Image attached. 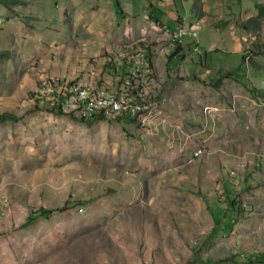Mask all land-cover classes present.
Instances as JSON below:
<instances>
[{"label":"rangeland","instance_id":"1","mask_svg":"<svg viewBox=\"0 0 264 264\" xmlns=\"http://www.w3.org/2000/svg\"><path fill=\"white\" fill-rule=\"evenodd\" d=\"M177 24L196 30L200 49L186 34L172 54L162 28ZM137 51L153 53L160 105L154 76L152 106L131 116L53 112L34 93L50 74L105 86L108 57ZM5 112L0 264H247L262 251L228 237L264 210V0L0 3ZM226 188L241 209L214 237L208 204L224 208Z\"/></svg>","mask_w":264,"mask_h":264},{"label":"bare ground","instance_id":"2","mask_svg":"<svg viewBox=\"0 0 264 264\" xmlns=\"http://www.w3.org/2000/svg\"><path fill=\"white\" fill-rule=\"evenodd\" d=\"M184 35L186 34H179V40ZM167 37L171 45L176 42L173 36ZM193 50L198 49L193 48ZM146 57L148 54L143 51L133 52L129 56L113 53L109 57V61L112 67L111 75L115 80L104 79L103 83L106 85L99 86L97 89L81 79L66 80L50 74L36 84L34 93L37 97L48 98L53 105L59 103L61 106H65V110L69 108L72 111H77L80 118H91L98 116L97 114L112 112L131 116L134 112L149 108L154 101L152 94L147 89V84L154 76V71L151 59L146 61ZM129 61L135 62L134 66L126 65ZM77 86L80 88V92H86V96L77 91ZM90 103H94L92 109ZM193 153L198 155L199 150Z\"/></svg>","mask_w":264,"mask_h":264},{"label":"crops","instance_id":"3","mask_svg":"<svg viewBox=\"0 0 264 264\" xmlns=\"http://www.w3.org/2000/svg\"><path fill=\"white\" fill-rule=\"evenodd\" d=\"M179 42H180V40H179ZM181 46L183 47L182 43H181ZM190 51L192 52V50H190ZM197 60L200 61V55L199 54L197 55ZM151 61H153L152 57H151ZM110 68L112 69L111 65L108 66V71H106L107 74H111V69ZM155 71L156 70H155V67H154L153 92H154L155 96H157V98L159 99V105H160V89L158 87L159 84H158V82L156 80ZM95 74H96V72H95ZM86 78H88V77H86ZM154 90H157V92H155ZM51 105H53L52 102H51ZM54 105L57 107V109L60 110L58 105H56V104H54ZM159 105H158V107H159ZM47 106L49 108L51 107V109L57 110L54 107L50 106L48 103H47ZM59 110H57V111H59ZM143 118H145V116H143ZM134 120H138V119H134ZM138 122H140V121L138 120ZM238 170H240V168ZM241 170H243V172H244L243 168H241ZM235 171H236L235 168H231L230 167L228 169L229 174L232 173L233 177L236 176ZM243 172H242V174L240 172L238 173V175L241 178V180H243L244 177H245V174ZM261 172H262V174L264 173L263 170ZM232 181L233 180L231 179V182ZM210 206H212L216 210L214 216H213V214L211 212L213 224H212V227L210 229V233L214 237L215 236L217 237V234L224 233V232H221V231H224V230L229 228L228 224L221 223L222 219H224L225 217L230 218L235 213H230V214L227 213V215L222 216L221 213H222V211L224 210L225 207L220 209V208L216 207L214 204H210ZM258 217L260 219H256ZM215 222H217V225H215ZM260 229H263V231H264V210H262V211L253 210V211L250 212V220L243 221V222H236V224L233 226V230L230 232V235L228 237V241L230 242V245L231 244L235 245L236 241H238V243L240 241V244L237 246L239 251H241V249H243V247L246 246V245H248L250 247L251 246H258V248H260L262 250L260 252L257 251V252L246 253L245 256H247V255H259L257 259H252L251 262L246 261V258H244L243 260L246 261L245 263H247V264H264V237H262V231L259 232ZM227 232H229V230H227ZM243 242H246L247 244L243 245ZM180 247H182V246H180ZM233 247H235V246H233ZM237 248L234 249L236 252H237ZM215 251H216L217 254H220L218 252L217 248H216ZM236 252H234V253H236ZM235 257H237V256H235ZM235 259H236V261L239 260V258H235ZM206 261H209V260L207 259ZM216 262L218 264H222L223 262L225 263V259H216ZM228 262H229V260H227V263H225V264H228ZM241 262H242V260H241Z\"/></svg>","mask_w":264,"mask_h":264},{"label":"trees","instance_id":"4","mask_svg":"<svg viewBox=\"0 0 264 264\" xmlns=\"http://www.w3.org/2000/svg\"><path fill=\"white\" fill-rule=\"evenodd\" d=\"M21 1L22 0H0V3L4 4L6 6H10L12 4L20 3ZM113 2H114V6L116 8H118L119 7V0H113ZM187 47H188V45H187ZM182 50H183V47L181 46V42H177L176 45L172 48L171 52H172V54L174 53L175 55H177V54L181 55ZM148 54L153 59V53L150 52ZM205 55L208 56L207 51H204V56ZM224 75L225 76H233L234 74H233L232 70H226ZM234 79L238 80L239 82H241L250 91H253V88H251L250 83L248 82V80L244 79L243 77H239V75H237V76L235 75ZM50 110L53 111V112H58V113L60 112V111H57V110H54V109H51V108H50ZM9 115H10L9 113L5 112V113H2L0 115V117L1 118H5V117H7ZM101 117H103V116H101ZM225 191H226L225 192V194H226L225 195L226 206H225L224 210L222 211L221 215L224 216V215H227V213H229V214L230 213H235V214L239 213L240 209H241V206H240L238 200L235 199V194H233L232 192L227 190V188H226ZM208 208L210 209V211L212 212V214L214 216L216 210L212 206H210V204H208ZM40 210L41 211H49L48 209H45V208H40ZM32 218L33 217L31 216V214H28L27 219L29 220V219H32ZM215 225H217V222H215ZM258 256L259 255H247V256H245V258H246V261L251 262L252 259H257ZM242 262H243V260H242Z\"/></svg>","mask_w":264,"mask_h":264},{"label":"built area","instance_id":"5","mask_svg":"<svg viewBox=\"0 0 264 264\" xmlns=\"http://www.w3.org/2000/svg\"><path fill=\"white\" fill-rule=\"evenodd\" d=\"M162 32L165 36H173V39L176 40V43L179 42V34H188V36H190L192 38V43H193V47L192 48H196V49H200L199 47V41H198V37H197V32L194 28H189L183 24H177L175 25V27H164L162 28ZM190 48V47H189ZM147 59H151L150 56L146 57V61ZM135 62L133 61H129L126 65H133L134 66ZM77 91L83 95L86 96V92H80V88L77 86ZM155 92H157V90H154ZM61 92V91H60ZM88 102V99H87ZM89 103V102H88ZM58 105H60L58 103ZM91 105V109L93 108L94 103H90ZM60 112L61 111V105H60ZM137 112H134V114H136ZM200 150V148L198 149ZM4 201H6V199H4Z\"/></svg>","mask_w":264,"mask_h":264}]
</instances>
